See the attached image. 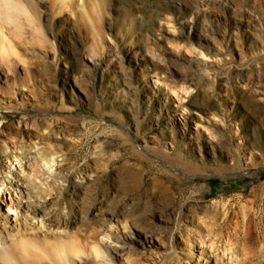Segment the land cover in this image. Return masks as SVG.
Wrapping results in <instances>:
<instances>
[{"label":"rangeland","instance_id":"obj_1","mask_svg":"<svg viewBox=\"0 0 264 264\" xmlns=\"http://www.w3.org/2000/svg\"><path fill=\"white\" fill-rule=\"evenodd\" d=\"M19 3L2 233L114 224L115 264H264V0Z\"/></svg>","mask_w":264,"mask_h":264},{"label":"bare ground","instance_id":"obj_2","mask_svg":"<svg viewBox=\"0 0 264 264\" xmlns=\"http://www.w3.org/2000/svg\"><path fill=\"white\" fill-rule=\"evenodd\" d=\"M66 5L72 0H61ZM26 25L35 26L32 14L19 0H0V48L2 61L11 62L15 55L17 41L13 36H24ZM18 163L22 166L21 161ZM49 171L60 164L57 158L46 161ZM9 173H12L10 168ZM8 178V177H7ZM8 188L0 192L6 193ZM9 215L15 211L19 216L17 205L8 206ZM33 233H23L17 239H11L0 228V264H115L116 250L119 244V228L111 224L102 231L74 232L69 226L54 227L45 218H38ZM1 227V226H0ZM16 252L15 254L13 252ZM6 262V263H4Z\"/></svg>","mask_w":264,"mask_h":264}]
</instances>
